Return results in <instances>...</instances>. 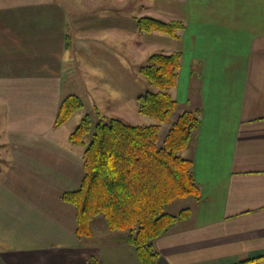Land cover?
I'll use <instances>...</instances> for the list:
<instances>
[{
    "label": "crops",
    "instance_id": "0c3cea01",
    "mask_svg": "<svg viewBox=\"0 0 264 264\" xmlns=\"http://www.w3.org/2000/svg\"><path fill=\"white\" fill-rule=\"evenodd\" d=\"M108 1L0 0V264H140L122 239L104 241L107 229L78 238L74 211L60 200L79 185L84 150L60 133L72 117L53 127L61 100L101 92L108 114L123 116L113 103L124 99L116 92L126 41L105 22ZM140 8L184 28L177 39L138 35L129 57L180 52L169 93L176 113L200 110L182 154L199 196L188 197L189 218L153 242L156 264H264V0H143Z\"/></svg>",
    "mask_w": 264,
    "mask_h": 264
},
{
    "label": "trees",
    "instance_id": "16d2710c",
    "mask_svg": "<svg viewBox=\"0 0 264 264\" xmlns=\"http://www.w3.org/2000/svg\"><path fill=\"white\" fill-rule=\"evenodd\" d=\"M135 22L139 33L157 32L172 39H177V32L184 28L181 21L148 16ZM181 56L180 52L153 53L138 68L154 90L136 97L137 112L151 118L154 124L131 125L115 117L106 122L100 120L91 141L84 145L83 138L91 127L86 116L69 135L71 144L84 148L79 185L60 196L74 210L75 235L89 238L91 223L102 216L109 232L124 233L122 240L133 248L140 264H156L159 253L153 242L170 226L189 218L188 208L176 214L166 208L176 200L199 196L192 161L182 154L199 125L200 110L183 111L170 122L177 111V102L169 91L177 83ZM82 108L78 96L64 97L53 127H61ZM167 123L169 128L158 144L161 125ZM248 262L251 261L240 264ZM88 264L101 263L91 258Z\"/></svg>",
    "mask_w": 264,
    "mask_h": 264
},
{
    "label": "rangeland",
    "instance_id": "374dc122",
    "mask_svg": "<svg viewBox=\"0 0 264 264\" xmlns=\"http://www.w3.org/2000/svg\"><path fill=\"white\" fill-rule=\"evenodd\" d=\"M141 4H143V0H124V4H122L118 0H109L107 7H109L108 12L110 14L108 15L109 18L105 22L109 20L114 21L116 24L120 26V29H124L122 30V34L123 36H125V41H126L125 43L126 56L124 57L125 68L121 67L120 69L126 75L124 82V91L116 92V93H120L124 97V99H120V101L116 100L113 103V105L116 109L121 110L123 112V116H121L120 119L125 120L126 123L131 125L148 126L154 124L155 122L151 118L143 116L137 112L136 97L138 95L145 93L146 91L154 90V89L138 73L137 68L135 67V65H139V66L144 65L148 57L145 60H142V62L140 63L139 61H135L129 57V53H130L129 50L131 49L130 46L131 43L138 38V35H142V36L145 35L144 33H139V31L136 29L135 26V19H137V17L139 18L143 16L142 9L140 8ZM101 7H104V5L102 3H98L97 9L93 13L96 14L98 10H101ZM96 24L100 25L102 24V21ZM154 52L155 50L152 49L148 53L152 54ZM100 93L101 92H98L97 96H95L94 93H92L91 95L90 92H88L87 94H83V96H81L83 108L77 111L72 116L71 120L67 124H65L63 128L60 129V133L64 134V136L71 134L75 130V128L79 125L81 120L86 116H88L90 118L91 127L89 133L86 134L83 138L84 145H88V143L92 139V135L96 124L100 120L106 122V120L111 117V115H109L107 112V108L109 107V105L105 103V100L103 99V95ZM124 110L126 112H124ZM96 112L99 113L100 117L97 115ZM177 114L178 113L171 115L170 122L176 118ZM168 128H169V123L161 125L159 131L158 144H160L162 139H164ZM188 201L189 198L177 200L173 202L171 205H169L166 208V211L172 214H176L181 209L186 208ZM91 224L93 231H95V229L97 228H104L105 230L107 229L102 216L96 217ZM109 233H110L109 237H106V235H104L105 242L113 243L117 241V239H122V237L124 236L123 232H113V233L109 232Z\"/></svg>",
    "mask_w": 264,
    "mask_h": 264
}]
</instances>
